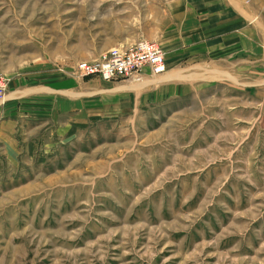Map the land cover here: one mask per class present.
Listing matches in <instances>:
<instances>
[{"label":"rangeland","instance_id":"1","mask_svg":"<svg viewBox=\"0 0 264 264\" xmlns=\"http://www.w3.org/2000/svg\"><path fill=\"white\" fill-rule=\"evenodd\" d=\"M165 1L0 0V264H264V89L197 95L150 71L136 108L102 90L142 76L74 74L158 44ZM60 74L57 107L17 98Z\"/></svg>","mask_w":264,"mask_h":264},{"label":"crops","instance_id":"2","mask_svg":"<svg viewBox=\"0 0 264 264\" xmlns=\"http://www.w3.org/2000/svg\"><path fill=\"white\" fill-rule=\"evenodd\" d=\"M164 5L156 31L150 35L165 51L167 69L161 73L164 81L196 87L197 95L215 93L220 87L240 96L248 95L250 88L257 92L264 89V0H166ZM54 70H48L49 74ZM149 72L146 68L141 79L105 81L102 94L111 95L112 100L134 96L136 108L146 104L150 99L146 93L158 85L145 77L150 76ZM54 81L51 85H17V98L24 97L27 103L33 96H53L52 103L57 107V91L70 97L73 87L68 84L72 82L68 75L58 80L62 84L59 89ZM83 97L81 90L80 113L89 111L88 96L86 100Z\"/></svg>","mask_w":264,"mask_h":264},{"label":"built area","instance_id":"3","mask_svg":"<svg viewBox=\"0 0 264 264\" xmlns=\"http://www.w3.org/2000/svg\"><path fill=\"white\" fill-rule=\"evenodd\" d=\"M75 66L74 74L78 77L99 75L105 80L140 78L145 68H149L153 74H161L167 69L163 49L146 39L132 45L112 47L97 58L78 61ZM4 87L5 80L0 74V91Z\"/></svg>","mask_w":264,"mask_h":264}]
</instances>
